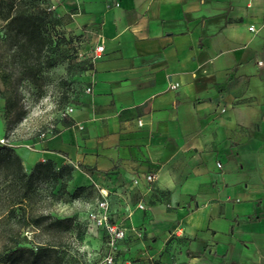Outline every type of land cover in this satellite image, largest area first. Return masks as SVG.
Returning <instances> with one entry per match:
<instances>
[{"label":"crops","instance_id":"0c3cea01","mask_svg":"<svg viewBox=\"0 0 264 264\" xmlns=\"http://www.w3.org/2000/svg\"><path fill=\"white\" fill-rule=\"evenodd\" d=\"M50 2L93 68L52 134L12 143L24 169L115 188L133 264H264V0Z\"/></svg>","mask_w":264,"mask_h":264},{"label":"rangeland","instance_id":"374dc122","mask_svg":"<svg viewBox=\"0 0 264 264\" xmlns=\"http://www.w3.org/2000/svg\"><path fill=\"white\" fill-rule=\"evenodd\" d=\"M50 31L53 43L45 51L44 59L51 66L41 73L39 87L28 80L17 82L15 76L9 84L0 81V91H11L18 101L14 110L6 116L3 99L0 97V136L7 139L8 143L33 140L42 131L46 135L52 134L57 122L63 118L60 112L81 97L89 81L87 70L84 69L93 60L89 43H85L82 38L67 35L64 23L51 26ZM3 51L4 46L0 44V54ZM19 109H24L25 113L20 120H16ZM101 190L107 193L105 197ZM18 193V189H14L9 181H3L0 175V250L11 247L14 239L19 238V246L34 250L42 248L40 264H105L104 257L109 253L104 244L106 234L101 227L93 233L87 228L90 212L96 210L103 200L107 202V212L112 223H116L119 211L129 208V202L120 197L115 188L107 189L104 185L92 184L78 198H72L60 192L59 185L43 183L38 184L22 204H14ZM136 197L135 189H131L130 198L134 200ZM36 213L73 218V228L61 237V245L57 248H46L47 240H56L54 231L41 233L24 225L22 216ZM15 248L13 246L9 249L12 251ZM118 251L117 254H121L122 248ZM148 264L159 263L152 258Z\"/></svg>","mask_w":264,"mask_h":264},{"label":"trees","instance_id":"16d2710c","mask_svg":"<svg viewBox=\"0 0 264 264\" xmlns=\"http://www.w3.org/2000/svg\"><path fill=\"white\" fill-rule=\"evenodd\" d=\"M63 24L60 17L52 9L50 0H0V44L4 46L0 54V81L9 84L15 80H28L39 87V78L46 67L51 66L44 59L45 51L53 43L50 31L51 26ZM91 61L85 70L92 69ZM3 99L4 114L7 116L17 106V99L11 91H0ZM72 104V103H71ZM25 110L19 109L16 120H20ZM81 170L92 172L94 168L78 163ZM74 167L65 163L56 165L48 158L37 161L32 170L24 169L22 160L16 147L11 144H0V175L3 181H9L18 189V196L14 204H22L24 199L35 190L38 184L51 183L59 185V191L72 198H78L92 184L80 185L72 191L68 190L67 182L71 178ZM22 206V205H19ZM22 208V207H21ZM25 226L41 233L54 231L56 240H47L46 248L54 249L61 245V237L73 228L72 217H53L48 213L23 215ZM20 239L15 238L13 244L0 250V264H40L42 248L34 250L31 247L20 245ZM16 246L10 251L9 248ZM100 249V248H99ZM119 253V251H117ZM115 255L114 264L124 258L121 254Z\"/></svg>","mask_w":264,"mask_h":264},{"label":"built area","instance_id":"2783aa9c","mask_svg":"<svg viewBox=\"0 0 264 264\" xmlns=\"http://www.w3.org/2000/svg\"><path fill=\"white\" fill-rule=\"evenodd\" d=\"M103 49L102 45H97L94 50V56H98V53ZM178 85L177 82H170L169 86L171 88H175ZM87 91L90 90L89 87L86 88ZM74 106L72 104H69L66 106L61 112V116L63 118H67L70 116V114L73 112ZM47 135L44 131H42L38 137L45 138ZM0 144H11L8 143L7 139H5L3 136H0ZM26 146L31 147V144H26ZM145 180L147 182H150L152 180V175L148 174L145 176ZM137 182V180H135ZM103 196L105 197L107 193H105L103 190H101ZM138 206L140 208L144 207V204L142 202L138 203ZM89 224H88V230L93 233L97 230L98 227H101L105 234H106V240H105V246H107L109 253L104 257V263L105 264H114L115 263V255L117 251L119 250L118 244L119 241L122 240L126 236V230L122 228L121 226L117 225L116 223H112L110 221L109 214L107 212V202L106 200L101 201L98 204V207L96 210H93L90 212L89 217ZM118 264H133V260L129 257H124L121 260L118 261Z\"/></svg>","mask_w":264,"mask_h":264}]
</instances>
